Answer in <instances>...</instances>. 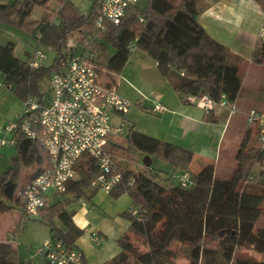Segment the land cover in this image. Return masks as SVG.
Wrapping results in <instances>:
<instances>
[{"label": "trees", "instance_id": "obj_1", "mask_svg": "<svg viewBox=\"0 0 264 264\" xmlns=\"http://www.w3.org/2000/svg\"><path fill=\"white\" fill-rule=\"evenodd\" d=\"M253 1L264 9V0ZM35 6L44 8L46 16L29 25L26 19ZM204 7L203 0H180L177 5L169 0H146L142 6L138 2L128 7L119 25L104 22V29L98 31L94 29L100 14L96 0L87 14L70 0H0V22L13 21L34 31L38 44L44 43L56 53L51 65L31 69L29 55L22 61L14 55L13 43L0 44V77L6 86L17 88L22 100L29 95L41 97L40 83L59 69L66 42L96 36L91 46L97 54L106 55L107 45L113 50L105 63L94 61L102 83L109 88L116 87L113 73L138 50L156 63L176 93L206 96L214 102L225 95L233 104L241 90L238 67L230 52L199 24L197 16ZM252 58L264 62V47L257 45ZM13 137L15 154L0 174V214L22 208L19 191L51 165L37 139L18 129ZM122 137L124 143L111 140L107 148L113 173L121 175L109 195L129 196L131 208L123 216L130 225L117 240L120 252L103 264H174L179 258L187 264H264V260L235 258L237 248L245 246L264 254V228H255L264 211V150L250 133L242 139L235 170L226 179L214 176L213 165L193 172L191 150L137 132L133 125L127 123ZM139 155L168 163L174 174L188 172L191 185L181 187L172 176L162 177L150 166L139 172L125 169L123 162H133ZM254 165L259 166L256 175ZM74 169L75 177L67 182L62 197L47 201L38 213L49 228L50 238L67 249H75V241L83 234L73 222L74 212L67 209L68 197L90 200L98 191L89 188L90 182L100 173L98 163L87 154L78 159ZM132 236L143 241L144 251L136 248ZM14 254L9 242L0 243V264H31L13 260ZM82 264H86L83 259Z\"/></svg>", "mask_w": 264, "mask_h": 264}, {"label": "built area", "instance_id": "obj_2", "mask_svg": "<svg viewBox=\"0 0 264 264\" xmlns=\"http://www.w3.org/2000/svg\"><path fill=\"white\" fill-rule=\"evenodd\" d=\"M96 1L100 4V14L94 22V29L99 31L104 29V22L119 25L127 8L140 0ZM95 37L84 40L71 38L66 42L59 69L47 78L50 97L27 96L18 121L5 126L4 137L0 138V150L15 145L13 136L18 129L26 137L37 139L50 156V167L18 193L22 211L27 217L38 215L46 205L49 191L56 194L66 191L67 182L75 177L74 166L84 154L91 156L100 167V173L90 182V189L109 195L121 179L119 173H113L107 148L111 140L122 138L127 127L124 114L132 103L116 94L115 87L109 88L102 83L94 64L97 52L91 46ZM258 41L264 46V19L260 24ZM46 59V53L37 46L29 55L27 64L31 69H37L46 64ZM188 101L206 112L215 105L227 109L230 115L237 110L225 95L218 102L206 96H189ZM163 110L161 104L154 103L152 112ZM246 121L256 127V140L264 150V110L250 109ZM176 180L185 188L192 183L188 172L178 173ZM136 213L135 209H131L132 215ZM91 237L96 245L102 242L96 232ZM36 254L44 257L49 264H82L83 259L79 250L67 249L51 238L42 243Z\"/></svg>", "mask_w": 264, "mask_h": 264}, {"label": "crops", "instance_id": "obj_3", "mask_svg": "<svg viewBox=\"0 0 264 264\" xmlns=\"http://www.w3.org/2000/svg\"><path fill=\"white\" fill-rule=\"evenodd\" d=\"M169 1L177 5L180 0ZM203 1L205 7L197 16L199 24L212 39L230 52L238 67L241 90L234 101L236 113L230 115L227 109L217 105L206 112L190 103L188 96L180 95L173 90L169 80L158 72L154 62L157 74L152 76L158 86L152 90L156 92L155 100L152 101L153 105L155 102L161 104L164 110L156 113L159 117L151 126L136 128L135 124L134 129L142 134L191 150L193 157L195 154H202L204 158L211 160L212 139L223 140L222 137L231 125L234 128L235 142L240 140L241 144L247 133L256 139V127L247 123L246 115L250 109L264 110V62L257 63L252 58L257 45L264 47L258 41L264 9L253 0ZM133 80L139 82V79L135 77ZM135 100L140 102L139 95L135 97ZM128 119L127 123L134 125L131 114ZM171 170L173 171L172 167ZM176 174H174L175 177ZM160 175L164 177L165 173L160 172ZM82 199L79 208L73 211V222L83 232L75 241L74 248L82 253L86 264H103L120 252L117 240L128 232L130 221L123 214L131 208V199L127 194L113 198L100 191L94 192L90 200L85 197ZM16 209L20 213L14 224L12 219H8L9 212L0 214V216H7L6 221H11L0 233V243L9 242L13 248L9 234L15 231L14 229L24 218L22 208ZM93 232L102 238L99 245L92 241ZM25 261H30L31 264H46L42 256L38 257L36 262L29 259Z\"/></svg>", "mask_w": 264, "mask_h": 264}, {"label": "rangeland", "instance_id": "obj_4", "mask_svg": "<svg viewBox=\"0 0 264 264\" xmlns=\"http://www.w3.org/2000/svg\"><path fill=\"white\" fill-rule=\"evenodd\" d=\"M11 1V0H4ZM73 2L79 10L87 14L93 4V0H70ZM146 0H140L139 6L144 5ZM55 5V4H52ZM46 16V10L42 7L35 6L32 9L30 16L26 19V22L32 23L36 21H41ZM15 17H12L14 20ZM13 23V24H12ZM12 23L0 22V44L6 45L11 42L14 46V55L22 61H25L34 49L39 46L41 50L46 53L47 66L53 63L55 58V50L47 46L46 44H38V37L35 39L34 31L23 29L20 26L14 25ZM113 50L111 46L107 45L106 55L97 54L96 60L101 62H106V58L112 54ZM157 70L154 66V61L146 56L144 53L135 50L129 56L127 62L123 68L118 73H113V77L116 80V87L114 91L119 96L129 100L132 105L129 108V112L125 113V121L127 122L129 114L132 115V124L136 128H143L151 126L155 119H158L159 115L151 111L153 101L155 100L156 92H152L158 86V83L153 78L152 75H156ZM139 79L138 81L133 80ZM48 78V77H47ZM45 78L40 83V91L46 97H50L48 91V82ZM139 95L140 102L135 100V97ZM23 100L20 96L17 88L11 89L6 86L3 79L0 78V138L4 137L5 126L16 123L19 116L22 113ZM6 137L10 138L9 134ZM223 140L212 139L211 149L213 150V155L211 160L204 158L202 154H195L191 163V169L193 172H199L203 167L212 164L214 167V176L219 179H226L231 176L236 167V152L240 144V140L235 142L234 128L231 125L224 136ZM119 143H124L123 137L117 140ZM221 144V145H220ZM15 154V146L8 145L0 150V174L2 171H6L10 166L11 158ZM217 155V156H216ZM216 156V157H215ZM143 155H139L133 162H123L125 169L141 171L144 164L142 163ZM152 163L150 168L155 172H164L167 176H172L174 182H176L175 175L171 170L168 163L156 158L150 157ZM259 171V166L254 165L253 172L256 175ZM47 201L52 203L62 197L61 194H56L52 191L47 193ZM70 202L67 205V209L74 211L79 208L82 198L68 197ZM19 210L15 209L9 212L8 219H12L13 224L15 223L16 217L19 214ZM2 217V219H1ZM5 217V218H3ZM7 216H0V233L6 228V226L11 222L6 221ZM8 222V223H7ZM7 223V224H6ZM255 228H264V211H262L261 216L255 223ZM15 231L10 233V240L14 245L15 254L12 259L17 261H25L26 259L36 262L40 255L36 254V250L42 245V243L50 238L49 228L42 221L40 215L34 217H27L21 219L20 224L14 229ZM132 243L136 246L139 251H144L143 241L138 237H131ZM246 258L253 260H264V254L255 252L251 247L245 246L237 248L235 252V258ZM174 264H187L186 260L183 258L177 259ZM233 264V263H232Z\"/></svg>", "mask_w": 264, "mask_h": 264}, {"label": "water", "instance_id": "obj_5", "mask_svg": "<svg viewBox=\"0 0 264 264\" xmlns=\"http://www.w3.org/2000/svg\"><path fill=\"white\" fill-rule=\"evenodd\" d=\"M142 163L144 164V166L149 167L151 165V159L149 156H144Z\"/></svg>", "mask_w": 264, "mask_h": 264}]
</instances>
